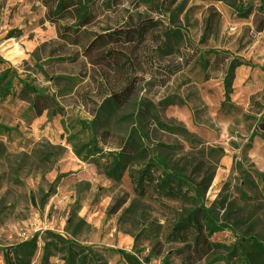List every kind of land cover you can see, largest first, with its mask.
Instances as JSON below:
<instances>
[{
  "label": "rangeland",
  "instance_id": "obj_1",
  "mask_svg": "<svg viewBox=\"0 0 264 264\" xmlns=\"http://www.w3.org/2000/svg\"><path fill=\"white\" fill-rule=\"evenodd\" d=\"M85 2L93 20L73 43L60 37L73 18L50 22L41 0H0V72L15 74L0 103V247L34 237L30 264H63L52 233L88 247L96 264H128L122 252L142 264H239V244L264 243V0ZM233 58L245 64L226 100ZM18 80L56 107L37 115ZM133 133L195 180L209 176L202 203L232 230L208 236L199 208L190 251L146 261L165 214L134 199L126 174L110 180L75 153L90 138L117 150Z\"/></svg>",
  "mask_w": 264,
  "mask_h": 264
},
{
  "label": "trees",
  "instance_id": "obj_2",
  "mask_svg": "<svg viewBox=\"0 0 264 264\" xmlns=\"http://www.w3.org/2000/svg\"><path fill=\"white\" fill-rule=\"evenodd\" d=\"M41 3L47 8V17L50 22L56 23L67 17L75 20L73 26L67 27L65 32L60 33V37L72 39L73 43L78 42L79 33L93 20V14L89 11L85 0H41ZM248 11V9H236V12L242 15ZM209 28L210 22L206 23V30ZM262 30H264V20H260L256 25L257 32ZM213 53L219 55L217 51ZM244 64L237 58L228 62L223 78L226 100H229L235 69ZM18 83L20 85L18 95L28 102V107L37 115L50 107H56L54 98L45 94L44 90L20 80ZM14 87L13 71L8 68L0 72V103L14 94ZM257 125L261 131H264V111L260 114ZM143 139L142 135L133 133L117 150L104 152L98 147L97 140L90 138L87 143L78 146L75 153L84 160L90 159L110 180L120 181L126 174L134 199L146 202L165 214L163 224L157 225V241L152 245L146 261L163 252H171L179 256L190 251L192 242L201 229L197 221L199 208H201L200 219L208 236L224 229L232 230L226 224L218 222L202 203L203 193L209 185V176H202L199 181L195 180L185 171L171 166L162 156L151 154ZM64 176H57L56 181ZM124 202V198L119 199L114 210H117ZM49 235L64 251L63 264H96L92 260V253L88 247L57 234L49 233ZM51 244L53 243L44 241V253ZM238 249L240 250L239 264H264L263 242L253 238L248 248L239 244ZM36 251L37 242L33 237L14 245L0 247V259L4 264H30ZM236 251L237 248L233 250V256L236 255H234ZM122 256L128 264H142L127 252H122Z\"/></svg>",
  "mask_w": 264,
  "mask_h": 264
}]
</instances>
